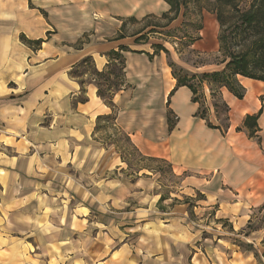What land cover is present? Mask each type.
<instances>
[{
  "label": "crops",
  "instance_id": "obj_1",
  "mask_svg": "<svg viewBox=\"0 0 264 264\" xmlns=\"http://www.w3.org/2000/svg\"><path fill=\"white\" fill-rule=\"evenodd\" d=\"M168 10L0 0V264H264V83L221 91L225 128L199 117L166 52L125 32ZM119 61L124 86L105 101L88 69ZM115 134L169 174L129 168Z\"/></svg>",
  "mask_w": 264,
  "mask_h": 264
},
{
  "label": "rangeland",
  "instance_id": "obj_2",
  "mask_svg": "<svg viewBox=\"0 0 264 264\" xmlns=\"http://www.w3.org/2000/svg\"><path fill=\"white\" fill-rule=\"evenodd\" d=\"M249 1L244 0L240 7L247 9ZM180 2L183 5L174 21L169 23L160 17H152L146 21H131L125 32L141 33L140 43H148L153 51L158 47L165 49L172 77L176 81L185 82L195 90L199 114L206 115L207 110L211 109L219 119L221 127H225L227 106L222 100L221 91L226 88L222 83L213 81L210 76L213 73H223L228 60L219 53V25L211 12L212 1L180 0ZM151 6L154 8L153 4ZM205 31H211L212 36L215 34L217 48L213 52L203 51L198 45L205 37ZM114 65L108 71L110 76L105 74L98 78L106 99L110 98L112 92L124 86L122 62ZM109 142L119 148L120 156L129 168L137 172L159 170L165 175L169 174L165 160L142 157L131 147L127 137L115 134L109 136Z\"/></svg>",
  "mask_w": 264,
  "mask_h": 264
},
{
  "label": "trees",
  "instance_id": "obj_3",
  "mask_svg": "<svg viewBox=\"0 0 264 264\" xmlns=\"http://www.w3.org/2000/svg\"><path fill=\"white\" fill-rule=\"evenodd\" d=\"M163 1L167 3L169 10L163 13L160 18L162 20H168L170 23L178 17L180 7L183 3L180 2V0ZM211 1V12L215 15L216 21L219 25V53L225 56V59L228 61L223 73H213L210 77L213 81L222 83L223 87L226 88L234 98L241 100L244 95V89L239 84L238 77L264 83V0H250L247 9H242L240 7L244 0ZM152 17L153 16H148L142 21L149 20ZM156 50L166 52L165 49L161 47L156 48ZM114 66L115 65L113 64L109 69ZM108 71L104 73H98L92 69L89 71L90 75L97 80L98 96L105 101L110 100V98H105L101 86L99 85L98 78L103 77L105 74L110 76ZM176 83L177 87H187L193 95V102L198 103L195 98V90L193 87L178 80ZM119 90L121 89H117L115 92ZM198 116L202 119H206L205 115L199 114V112ZM256 121V116L247 117L244 121L243 127L248 130L250 136H253L256 132ZM168 122L170 129L172 127V121L170 118L168 119ZM207 125L210 128H218L212 126L208 122Z\"/></svg>",
  "mask_w": 264,
  "mask_h": 264
},
{
  "label": "built area",
  "instance_id": "obj_4",
  "mask_svg": "<svg viewBox=\"0 0 264 264\" xmlns=\"http://www.w3.org/2000/svg\"><path fill=\"white\" fill-rule=\"evenodd\" d=\"M263 263H264V260H263Z\"/></svg>",
  "mask_w": 264,
  "mask_h": 264
}]
</instances>
